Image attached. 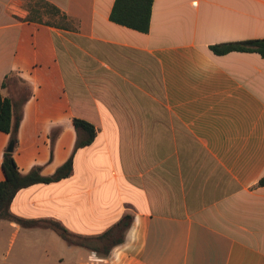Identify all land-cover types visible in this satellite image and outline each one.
I'll return each instance as SVG.
<instances>
[{
	"label": "crops",
	"instance_id": "0c3cea01",
	"mask_svg": "<svg viewBox=\"0 0 264 264\" xmlns=\"http://www.w3.org/2000/svg\"><path fill=\"white\" fill-rule=\"evenodd\" d=\"M115 1L0 0L17 166L49 176L73 157L11 213L82 237L133 216L107 256L0 219V264H264V57L211 49L264 39V0H153L148 32L112 22ZM74 118L97 131L75 152Z\"/></svg>",
	"mask_w": 264,
	"mask_h": 264
},
{
	"label": "trees",
	"instance_id": "16d2710c",
	"mask_svg": "<svg viewBox=\"0 0 264 264\" xmlns=\"http://www.w3.org/2000/svg\"><path fill=\"white\" fill-rule=\"evenodd\" d=\"M153 0H116L110 15L112 22L140 31L148 32L152 13ZM212 51L217 55L230 52H257L264 57V39L214 45ZM3 88L6 83H3ZM15 104L0 91V132L10 135L9 144L4 152L2 168L5 179L0 182V219L15 221L22 227H43L56 232L71 245L89 248L107 256L111 249L125 239L126 232L131 227L133 216L125 214L115 225L99 236L82 237L71 233L60 222L50 219L25 220L14 216L11 203L16 194L24 188L38 183H53L68 178L73 173V157L71 156L55 173L45 176L41 168H34L28 173H22L15 161L14 154L18 145V131L22 119L21 113L14 110ZM73 125L77 132V142L74 152L90 145L96 135L95 127L81 119L74 118ZM264 186V177L259 182Z\"/></svg>",
	"mask_w": 264,
	"mask_h": 264
},
{
	"label": "rangeland",
	"instance_id": "374dc122",
	"mask_svg": "<svg viewBox=\"0 0 264 264\" xmlns=\"http://www.w3.org/2000/svg\"><path fill=\"white\" fill-rule=\"evenodd\" d=\"M15 89H16V92L19 94V95H23V94H26L27 93V90H28V87L27 85L21 80V79H17L16 80V86H15Z\"/></svg>",
	"mask_w": 264,
	"mask_h": 264
}]
</instances>
